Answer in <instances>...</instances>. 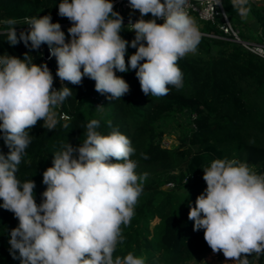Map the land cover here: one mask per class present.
Segmentation results:
<instances>
[{"label":"clouds","instance_id":"1","mask_svg":"<svg viewBox=\"0 0 264 264\" xmlns=\"http://www.w3.org/2000/svg\"><path fill=\"white\" fill-rule=\"evenodd\" d=\"M242 20L251 12L249 0H230ZM140 19L127 25L135 32L130 46L136 48L127 63L129 41L120 36L123 18L113 10L112 0H62L58 14L72 23L71 37L50 15L24 17L27 32L17 37L21 21H0V30L10 45L23 42L38 50L47 45L55 57L61 81L79 85L83 77L95 81V90L116 100L129 92V84L116 72L136 70L145 95L163 97L170 87H183L178 60L195 53L202 33L189 14L190 0H129ZM204 13H213L221 0H201ZM151 14L163 19L144 20ZM146 42V44H145ZM83 68V71H81ZM72 95L68 87L53 89L47 64L33 63L29 53L20 59L0 55V132L7 155L0 153V207L14 213L19 224L9 233L10 255L19 253L21 264H145L128 253L113 258L124 242L121 225L134 216L145 177L136 174L137 164L130 139L118 129L107 134L97 129L100 121L86 124V139L78 147L67 143L53 157V166L43 172L47 189L39 205L33 180L17 178L19 165L33 137L29 130L43 120L54 130L60 123L56 108ZM102 111V107H100ZM108 126L112 127L111 121ZM67 127L65 123L63 125ZM147 158V157H145ZM116 162H111L112 160ZM204 193L189 206L193 230H204L213 253L222 252L235 264H252L251 256H264V174H257L236 159H215L203 168ZM187 183V181H186Z\"/></svg>","mask_w":264,"mask_h":264},{"label":"trees","instance_id":"2","mask_svg":"<svg viewBox=\"0 0 264 264\" xmlns=\"http://www.w3.org/2000/svg\"><path fill=\"white\" fill-rule=\"evenodd\" d=\"M60 2L0 0V21L9 18L21 21L16 26L19 38L21 32L29 30L22 23L24 17L50 15L53 23L70 21L58 14ZM223 5L243 39L264 43V4L249 0L251 21L242 20L230 0H224ZM5 28L0 24V30ZM68 29L61 27L66 43L71 39ZM203 29L221 33L211 22H205ZM250 29L256 37H251ZM136 50L129 42L126 63ZM5 53L20 59L29 53L33 63L42 64L40 48L31 49L30 42L29 47L23 42L13 46L5 35H0V55ZM177 63L183 73L181 89L169 86L166 96L145 95L136 70L129 68L126 73L116 72L129 84V92L111 100L110 94L98 93L95 81L86 76L79 85L61 81L56 75V58L51 60L53 85L57 90L70 88L72 95L55 109L60 123L54 130L44 128L43 120L29 130L33 139L16 175L21 182L34 181V198L39 205L47 189L43 172L53 166V155L67 143L80 146L86 139L88 122L99 120L97 130L103 135L113 128L126 135L135 149L130 157L137 164L135 172L145 179L134 216L127 226L121 225L124 242L117 245L114 259L132 253L143 258L145 264L203 263L212 250L204 239V230L194 231V222L188 218L189 206H195L197 196L207 187L203 168L215 159H236L264 174V56L241 42L202 35L197 51ZM98 101L100 106L96 105ZM176 117H186V131L177 137L178 144L165 146L164 124ZM65 123L67 127L63 126ZM2 136L0 132V153L7 155L10 150ZM18 224L14 213L0 207V264H21L18 252L15 259L10 255L8 242L9 233ZM248 258L252 264H264V256L258 261Z\"/></svg>","mask_w":264,"mask_h":264},{"label":"built area","instance_id":"3","mask_svg":"<svg viewBox=\"0 0 264 264\" xmlns=\"http://www.w3.org/2000/svg\"><path fill=\"white\" fill-rule=\"evenodd\" d=\"M224 0H221L220 5L215 6L214 14L213 13H204V8L207 7L206 4L201 3V0H190L191 7L188 9L189 14L196 20L199 30L202 35L211 36L215 38H225L229 40H235L241 42L248 49L264 56V43L256 42L250 39H243L240 36V29L237 28L232 21L230 20L228 13L224 9L223 5ZM113 10L120 14L123 18V24L127 27V25L132 22L135 23L138 19H140V13L138 10H133L130 6L129 0H112ZM144 20L156 19L158 24H162L164 21L161 18H155L151 14H148L143 17ZM205 22H211L218 26L219 32H206L203 29ZM61 25V27L70 28L72 26L71 21H67L62 19L60 22H56ZM25 29H29L27 25L24 27ZM131 33H135L131 31ZM40 50L42 51V64H47L49 70L51 69V60L53 57L50 56L49 49L46 50L45 45H41ZM53 89L57 90L56 86L53 85ZM97 106L101 105V101L96 102ZM65 116V115H64ZM163 144L165 146H169V141L167 137L163 138Z\"/></svg>","mask_w":264,"mask_h":264},{"label":"rangeland","instance_id":"4","mask_svg":"<svg viewBox=\"0 0 264 264\" xmlns=\"http://www.w3.org/2000/svg\"><path fill=\"white\" fill-rule=\"evenodd\" d=\"M246 21H251V17L249 16ZM245 27V26H243ZM251 33V37H256L255 31H253V29H250L249 31ZM120 36L131 42V35L133 33H131V31H129L127 29V27L123 24L122 30L119 33ZM188 123V120L186 119V117L184 118H180V117H176L175 119H173L170 123L164 124L165 126V136L167 137V140L169 141V145L171 144H178L177 141V137L183 135L186 131V124ZM168 184H166L167 186ZM169 186V185H168Z\"/></svg>","mask_w":264,"mask_h":264},{"label":"crops","instance_id":"5","mask_svg":"<svg viewBox=\"0 0 264 264\" xmlns=\"http://www.w3.org/2000/svg\"><path fill=\"white\" fill-rule=\"evenodd\" d=\"M257 1L260 4H264V0H253ZM135 38V33L131 35V39ZM131 40V41H132ZM200 264H235V262L231 259H226L222 252L213 253L210 251L204 258V262Z\"/></svg>","mask_w":264,"mask_h":264},{"label":"water","instance_id":"6","mask_svg":"<svg viewBox=\"0 0 264 264\" xmlns=\"http://www.w3.org/2000/svg\"><path fill=\"white\" fill-rule=\"evenodd\" d=\"M46 50H48V47H46ZM257 174H259V173H257ZM193 180H194V179H193ZM193 180H192V181H193ZM192 181H191V182H192Z\"/></svg>","mask_w":264,"mask_h":264}]
</instances>
